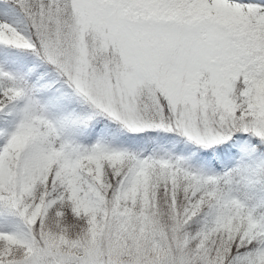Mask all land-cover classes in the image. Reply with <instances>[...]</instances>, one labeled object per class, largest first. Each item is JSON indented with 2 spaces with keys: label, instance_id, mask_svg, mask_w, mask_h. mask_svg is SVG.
<instances>
[{
  "label": "snow or ice",
  "instance_id": "1",
  "mask_svg": "<svg viewBox=\"0 0 264 264\" xmlns=\"http://www.w3.org/2000/svg\"><path fill=\"white\" fill-rule=\"evenodd\" d=\"M0 264H264V0H0Z\"/></svg>",
  "mask_w": 264,
  "mask_h": 264
}]
</instances>
